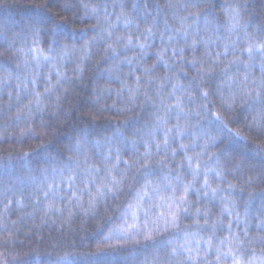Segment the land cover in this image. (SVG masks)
Instances as JSON below:
<instances>
[{
    "label": "snow or ice",
    "instance_id": "snow-or-ice-1",
    "mask_svg": "<svg viewBox=\"0 0 264 264\" xmlns=\"http://www.w3.org/2000/svg\"><path fill=\"white\" fill-rule=\"evenodd\" d=\"M20 8L0 0V264H264V9ZM77 219L108 221L94 248Z\"/></svg>",
    "mask_w": 264,
    "mask_h": 264
},
{
    "label": "trees",
    "instance_id": "trees-1",
    "mask_svg": "<svg viewBox=\"0 0 264 264\" xmlns=\"http://www.w3.org/2000/svg\"><path fill=\"white\" fill-rule=\"evenodd\" d=\"M11 2V0H10ZM17 4L21 6L20 10L22 11L24 8L28 6L29 0H16ZM220 3H225L226 0H219ZM248 2L251 5L252 10L255 13H259L262 9H264V0H248ZM3 10H0V13H2ZM16 10H13L12 14H15ZM253 19L255 20L256 17L254 16ZM89 103V97L87 94V90L82 91L80 96L76 97L74 100V104L79 107H83L84 105ZM111 103V102H109ZM79 112L77 113V117L79 116ZM141 115H143L141 113ZM106 122L101 120L98 121V126L100 127V130L103 131V128L105 126ZM54 143V142H53ZM4 147H8L7 145H4ZM33 148L40 147L36 142H32ZM25 150H28L27 148ZM43 166V165H41ZM38 174V173H37ZM8 178L3 176L2 173H0V184H3L6 182ZM123 202V201H122ZM109 215H114V213H109ZM108 223L107 220H102L101 222L96 221H88L86 224L81 226V222L79 219H77L72 224V231L70 233H66L65 238L68 240L69 243L74 244H81L82 242L85 244V246L91 245L93 248L95 246V243L98 239V233L100 232L101 228L104 227ZM53 237H59V233H53ZM45 241L41 242L39 238L34 239L32 243L25 242V252L33 253L34 258L37 261L45 260L48 258L49 253L51 252V248L49 247L48 243V232L47 230L44 232ZM21 240H23V236H21Z\"/></svg>",
    "mask_w": 264,
    "mask_h": 264
}]
</instances>
